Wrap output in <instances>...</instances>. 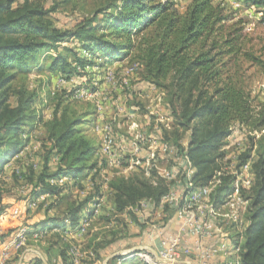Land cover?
<instances>
[{
	"label": "trees",
	"instance_id": "16d2710c",
	"mask_svg": "<svg viewBox=\"0 0 264 264\" xmlns=\"http://www.w3.org/2000/svg\"><path fill=\"white\" fill-rule=\"evenodd\" d=\"M71 1L53 0L48 6L46 0H0V177L5 166L16 161L14 182L23 183L33 200L53 198L46 211L57 210L59 216L47 217L46 225L33 229H56L55 243L49 240L44 247L49 263L97 264L104 259L103 250L128 234L114 229L97 233L86 246L91 254L76 262L72 240L65 242L64 235L76 231L86 210L94 215L89 205L103 194L97 185L92 195L77 201L68 191L70 181L80 188L83 178L93 173L94 182L102 172L100 144L93 134L97 112L91 105L83 110L76 108V101H61L52 118L44 121L35 108L40 91L30 86L29 77L46 60L51 74L71 81L73 76H86L88 69L103 67L100 60L124 61L131 56L143 68V80L164 95L172 122L161 125L162 141L188 163L178 167L177 182L156 168L149 177L142 171L110 180L113 216L127 214L141 223L136 209L147 200L153 210H161L164 223L174 222L177 208L163 203L173 186L179 183L188 190L192 183L191 188H203L215 180L219 183L210 198L220 209L234 190L236 175L228 169L239 171L250 163L252 185L241 189L248 201L247 225L232 237L237 243L243 237L241 264H264V101L253 96L245 68L264 61L247 49L243 21H233L213 0H191L184 12L177 0H108L72 28L59 26L54 14ZM244 1L264 9V0ZM39 124L45 133L33 156L28 149ZM239 126L247 131V142L232 159L229 140ZM174 165L170 161L168 168ZM64 177L69 180L60 184ZM107 264L128 263L114 256Z\"/></svg>",
	"mask_w": 264,
	"mask_h": 264
},
{
	"label": "rangeland",
	"instance_id": "374dc122",
	"mask_svg": "<svg viewBox=\"0 0 264 264\" xmlns=\"http://www.w3.org/2000/svg\"><path fill=\"white\" fill-rule=\"evenodd\" d=\"M107 1L108 0H72L70 3L63 5L60 9H58V11L54 14V19L59 26L72 28L76 21H79L83 15L90 13L99 5L104 4ZM177 2V8L184 12L191 0H177ZM52 3L53 0H46V4L48 6ZM213 3L216 6H220L226 15L232 16L234 18L233 21H243L245 25L244 33L247 37V49H250L251 52L255 53L257 57H260L264 61V9L260 6H252L244 0H213ZM241 26L243 25L241 24ZM76 44L78 43H74L73 45ZM44 56H46V54H44ZM47 61L48 60H46L41 67L33 69L29 77L30 86L35 89L37 88L40 91V98L35 108L40 112L44 121H48L52 118L57 104L61 101L64 102L63 104H66L71 100L76 101V104H78V107H76L77 109L83 108L84 110L91 105L92 110H95V99L78 98L75 96V93L81 91L83 88H87L89 90L94 89L95 81L97 78L103 77L105 72H109L110 70L113 72H125L131 65H136L137 69L134 74L128 77L127 82L123 81L124 79L121 78L115 84V87L120 89L118 92H115L116 89L113 88L112 83L106 82L107 85L103 89L105 99L102 100L105 107L104 117L105 120H110L111 117L118 115L123 126V130H121L119 134L124 135V141L127 143H131L138 134H142L144 138H147L144 142L145 147L139 156L141 161H144L145 157L150 156L152 150L162 155V151L158 149V145H154L153 142L150 141V137L152 140L159 141L161 125L166 123L171 124L172 119H168L169 111L164 101L163 93L159 91V89H151L150 87H147V83L143 80V68L136 61H134L131 56L124 61L100 60V62L104 64L103 67L88 69L86 71V76L79 78L78 76H73L71 81H68L60 74H51ZM245 68L246 72L251 75L250 84L253 89V96L257 97L258 101H264V63L255 67H252L251 63H247ZM106 110L107 113H112L111 117L106 115ZM36 127L37 128H35L31 133L33 140L28 149V152L32 153L33 156L35 152L39 150L38 140L43 139L45 133V129L42 125L39 124ZM93 134L100 144V135L95 128L93 129ZM247 135V131L239 126L230 138L228 149L230 152L229 156L232 159H236L242 148H245ZM160 158L156 164L159 171L164 173L168 169L170 162L164 161ZM125 162H123L122 165L125 166ZM10 164L11 165L6 166L4 173L0 177V208H3V212L17 203H23L24 207L21 208V210H24L27 206L24 203L28 197L27 190L24 188L23 183H15L11 176L13 169L17 168L19 164H17L16 161H12ZM140 164L141 165L135 167L134 170H126L123 166L108 165L104 171L99 173L96 181H92L91 177L93 173L89 175V178H83V187L80 188L79 186H73V180L70 181V190L68 192L72 193L74 200L80 201L92 195L94 188L97 185L101 187L103 194V198L100 197L102 198V204L99 212L94 215L86 233H76L75 235H71L69 237L64 235L66 238L65 242H67V240H72V246L77 248L78 255H80L83 259L88 258V254H91L86 249V246L89 244V241L91 242L93 236L99 232L102 233L114 229L117 231H125V233L128 234V237L121 240L118 244L112 245L103 250L104 259L97 264H107V261L112 256L121 254L126 249L134 246L138 248L143 246L157 247L158 245L156 240L158 238H162L163 236L172 233H177V230L179 229L178 224L176 225L175 223L170 222L164 223L163 217L160 215L161 210H153L151 206H145L143 210H136L139 222L141 223H134L130 220L129 215L127 214L113 216V192L111 191L108 183L110 180L119 175L128 177L134 174L132 172L140 173L145 171V161ZM176 193L179 197L181 189L177 190ZM93 200H95V198ZM47 203H51V200L48 199ZM93 206L94 205L91 204L89 205V208H93ZM27 208L29 207L27 206ZM21 210L18 215L21 217L26 214V218L20 221V223L17 221V227L15 226L14 229H10L7 234L9 232L12 233L13 230L18 229L22 225L26 226L27 216L29 218L35 217L36 220L34 222H39L46 218L44 212L37 210V207L35 206L22 211V213ZM227 210L228 209L225 211ZM49 214L51 216H59L60 213L59 211H51ZM41 216L44 218L42 217V219H39ZM15 217L12 218L17 219ZM105 218H110L112 222L105 221ZM48 233L38 241L33 240V243L42 244L41 241L48 240L55 243V230L53 233ZM19 253L20 252L16 254L19 255ZM135 262L138 264L139 259L135 258Z\"/></svg>",
	"mask_w": 264,
	"mask_h": 264
},
{
	"label": "built area",
	"instance_id": "2783aa9c",
	"mask_svg": "<svg viewBox=\"0 0 264 264\" xmlns=\"http://www.w3.org/2000/svg\"><path fill=\"white\" fill-rule=\"evenodd\" d=\"M136 69V65H131L125 72H113L110 70L105 72L103 77L97 78L94 83V89L83 88L75 93L78 98L96 100L97 120L94 126L100 135L99 167L102 168L101 171H104L108 165L123 166L126 170H134L135 167L141 165V162L144 163L145 161L146 167H144V170L146 176L149 177L152 168H156L164 178L176 181L178 167L188 163V159L185 156H179L176 149L162 141L161 137L159 141L152 140L150 137V141L154 145H158L162 155L152 150L150 156L145 157L144 161H141L139 156L145 147L144 142L147 138H144L142 134H138L131 143H127L124 141V135L119 134L123 130V126L118 115L111 117L110 120H105V107L102 103V100L105 99V94L102 92L100 82L116 84L121 78L127 82L128 77L134 74ZM159 158L167 162L174 161L175 165L162 173L156 164ZM123 162H125V166L122 165ZM228 170L236 175L233 183L234 190L224 199L220 209L214 208L210 198L211 192L219 183V180H215L209 186L203 188H191L192 183H189L190 189L188 190H184L179 183H176L163 203H171L177 208L174 222L170 221V223L178 224L177 233L163 236L160 246L139 247L131 250L128 255L138 258L142 264H241V243L243 237H240V242L237 243L232 236L235 235L234 233H242L247 225L245 214L248 209V201L243 199L241 189H249L251 187L253 175L250 163L241 167L239 171ZM191 174L192 171L189 169L187 176L190 177ZM68 180V177H64L59 180V183L63 184ZM179 189H181V193L178 197L176 192ZM45 197H38L31 202V205L36 206ZM181 200L183 205L180 206L179 201ZM101 204L102 198H99L93 206L94 215L99 212ZM145 206L150 207V202L143 200L136 210H143ZM226 209L228 210L225 211ZM10 214L18 218L19 210H11ZM94 215H90V211L86 210L83 219L74 232L78 234L86 233ZM160 215L162 216L161 213ZM49 230V228L31 230L27 226H20L8 247L2 251L0 263L6 264L14 252L21 250L30 235L34 239H39ZM71 253L76 257V262H78L80 255H78L77 248L74 247Z\"/></svg>",
	"mask_w": 264,
	"mask_h": 264
},
{
	"label": "crops",
	"instance_id": "0c3cea01",
	"mask_svg": "<svg viewBox=\"0 0 264 264\" xmlns=\"http://www.w3.org/2000/svg\"><path fill=\"white\" fill-rule=\"evenodd\" d=\"M100 85H101V89H102V92L104 91L103 89L105 88V86L107 85L106 82H103L101 81L100 82ZM148 86L147 87H150L151 89H157L156 87L150 85V84H147ZM118 87V86H117ZM113 88L116 89L115 92H118L120 89L119 88H116L115 87V84H113ZM160 91V90H159ZM119 107V106H118ZM169 111V110H168ZM123 112V111H122ZM106 115L108 117H111L112 113H107V110H106ZM169 120H171V116H170V112H169ZM166 124H170V123H166ZM160 135H161V130H160ZM11 163V162H10ZM8 165H11V164H8ZM6 165V166H8ZM5 166V168H6ZM89 178V177H88ZM25 188V187H24ZM28 192V197L26 198V200L24 201V203L29 207L27 208V206L24 208V210H21V208H23V203H17L15 205H13L11 208H7L0 216V235L3 236L2 238H0V259H1V253L2 251L4 250V248L8 247V245L10 244L11 240L13 239L14 235L16 234V231L18 229H15L13 230L12 233H10L9 235H7V232L10 230V229H14V227L16 226L17 227V224L19 221H22L26 218V214H24L23 216H19L18 218L15 217V216H11L10 212L11 210H14V209H18L19 211L21 210V213L22 211H25V210H28L34 206L31 205V202L34 201L30 196H29V189L25 188ZM51 200V202L53 201V198H50V197H45L44 200L40 201L37 203V205L35 207H37V210H41L44 212V214L46 215L45 217H53L51 216L49 213L51 211H57V210H54V209H51L49 211H46V206L48 205L47 203V200ZM41 202H46L44 204L43 207H40L38 209V206L40 205ZM58 212V211H57ZM17 218V219H13V218ZM43 216L39 217V219H42ZM44 218V217H43ZM43 219L42 221H39V222H34L36 219L35 217H32V218H29L27 216V224L26 226L29 228V229H34V228H38L40 227L41 225H46V222L47 220ZM68 223V222H67ZM48 233V232H47ZM46 233V234H47ZM49 233H53V231H49ZM48 233V234H49ZM76 233L74 231H71L70 233L67 234V237L71 236V235H75ZM7 235V236H5ZM45 235V234H44ZM42 238V237H41ZM71 239V238H70ZM33 240H40L39 239H34V238H29L28 241L26 242V244L23 246V248L19 251H16L12 254L10 260H8L6 262V264H50L49 263V259L47 257V255L45 254V251H44V247H46L48 245V241H41V243L39 244H34L33 243ZM160 242H161V238H158L156 240V243L158 246H160ZM155 247V246H154ZM138 247L134 246V247H131V248H128L126 249L123 253L121 254H118L116 256H122L125 258L126 262L128 264H137V262H135V258L134 257H130L128 254L131 252V250H134ZM19 253V255H17L16 253ZM115 256V255H114ZM112 256V257H114ZM111 257V258H112ZM41 261V262H38V261ZM134 261V262H133ZM59 264L60 263V260L57 261ZM133 262V263H132ZM106 263V262H105ZM1 264V263H0ZM140 264V261L139 263Z\"/></svg>",
	"mask_w": 264,
	"mask_h": 264
}]
</instances>
